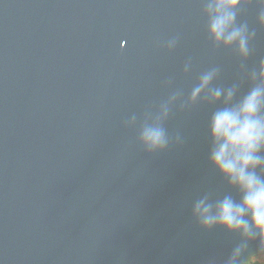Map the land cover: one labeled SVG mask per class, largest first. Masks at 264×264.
Masks as SVG:
<instances>
[{"label":"water","instance_id":"95a60500","mask_svg":"<svg viewBox=\"0 0 264 264\" xmlns=\"http://www.w3.org/2000/svg\"><path fill=\"white\" fill-rule=\"evenodd\" d=\"M215 3L0 0V264L259 255L203 208L242 203L212 121L264 90V0H240L231 43Z\"/></svg>","mask_w":264,"mask_h":264},{"label":"clouds","instance_id":"9594fccd","mask_svg":"<svg viewBox=\"0 0 264 264\" xmlns=\"http://www.w3.org/2000/svg\"><path fill=\"white\" fill-rule=\"evenodd\" d=\"M239 3L240 0H216L217 15L211 29L218 41L223 38L231 43L237 39L239 33H228L227 29L234 21V10ZM262 108L264 90L256 89L238 110L218 112L212 121L213 139L218 145L212 153V161L241 192L242 203L235 204L231 199H225L216 208L214 216L205 206L204 219L209 226L219 221L227 230L242 232L246 237L253 232L259 234L260 253L245 264H257V257H264V178L257 175L258 170L264 172V156H261L264 151V119L259 115ZM234 264L238 261L234 260Z\"/></svg>","mask_w":264,"mask_h":264},{"label":"rangeland","instance_id":"374dc122","mask_svg":"<svg viewBox=\"0 0 264 264\" xmlns=\"http://www.w3.org/2000/svg\"><path fill=\"white\" fill-rule=\"evenodd\" d=\"M257 259L259 260V262H260L261 264H264V257H257Z\"/></svg>","mask_w":264,"mask_h":264},{"label":"trees","instance_id":"16d2710c","mask_svg":"<svg viewBox=\"0 0 264 264\" xmlns=\"http://www.w3.org/2000/svg\"><path fill=\"white\" fill-rule=\"evenodd\" d=\"M257 264H261L258 259H257Z\"/></svg>","mask_w":264,"mask_h":264}]
</instances>
